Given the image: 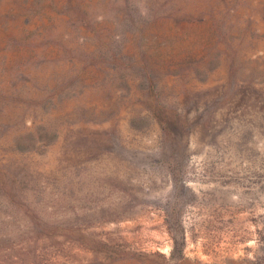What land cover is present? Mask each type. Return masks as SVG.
Wrapping results in <instances>:
<instances>
[{
	"label": "rangeland",
	"instance_id": "374dc122",
	"mask_svg": "<svg viewBox=\"0 0 264 264\" xmlns=\"http://www.w3.org/2000/svg\"><path fill=\"white\" fill-rule=\"evenodd\" d=\"M0 264H264V0H0Z\"/></svg>",
	"mask_w": 264,
	"mask_h": 264
}]
</instances>
